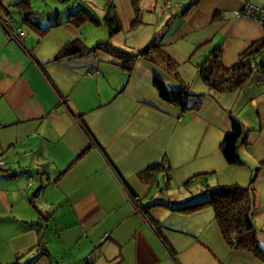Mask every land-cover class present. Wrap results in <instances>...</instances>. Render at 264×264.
Segmentation results:
<instances>
[{
	"label": "crops",
	"instance_id": "obj_1",
	"mask_svg": "<svg viewBox=\"0 0 264 264\" xmlns=\"http://www.w3.org/2000/svg\"><path fill=\"white\" fill-rule=\"evenodd\" d=\"M17 1L0 0V18L24 30L19 44L0 24V264H264L227 244L211 205L180 207L207 198V187L253 179V217L264 214V77L216 92L196 68L215 46L229 66L262 38L259 22L232 10L264 0H137L140 13L128 0L136 23L126 47L67 13L36 17L59 23L33 28ZM83 2L92 7L72 0L68 11ZM74 39L128 51L159 40L179 78L144 58L127 71L100 50L57 57ZM155 76L202 93L200 103L182 110L163 99ZM231 117L244 128L239 164L220 148Z\"/></svg>",
	"mask_w": 264,
	"mask_h": 264
},
{
	"label": "trees",
	"instance_id": "obj_2",
	"mask_svg": "<svg viewBox=\"0 0 264 264\" xmlns=\"http://www.w3.org/2000/svg\"><path fill=\"white\" fill-rule=\"evenodd\" d=\"M132 3L136 8L137 0H132ZM16 4L19 6L23 21L33 28L45 30L48 26L59 23V21H53L48 26H41L35 16L36 12L30 8L29 0H18ZM60 12V10H57L55 16L59 15ZM67 21L78 24L84 21L103 24L107 27L110 36L122 29L120 18L111 0H105V12L102 17H99L88 3L83 2L77 5L74 11H67ZM134 23H136V17L131 20V24ZM96 50L115 57L127 71L133 68L137 58H144L179 78L178 63L164 51L163 44L159 40H153L135 51H128L107 40L98 41L92 46H84L79 39H74L59 50L57 57L83 54ZM221 51L219 46L213 47L206 57L196 65L199 78L208 86L209 90L216 92L233 91L241 86L251 74H256L259 79H263L264 35L241 52L237 61L232 65L227 66L223 63ZM253 66H256V69ZM153 83L163 99L177 104L182 110L196 108L203 96L202 93L190 91L183 84L177 89H169L156 76L153 78ZM243 131L242 123L231 117V129L225 133L220 144L223 156L229 164L241 163L238 143ZM252 181L253 179L249 180L246 185L228 183L207 187L204 189V192L208 195L207 198L180 207L192 206L198 208L205 204L211 205L215 220L227 244L233 249L251 251L264 262V245L260 243L257 236L258 229L253 217L255 190Z\"/></svg>",
	"mask_w": 264,
	"mask_h": 264
},
{
	"label": "rangeland",
	"instance_id": "obj_3",
	"mask_svg": "<svg viewBox=\"0 0 264 264\" xmlns=\"http://www.w3.org/2000/svg\"><path fill=\"white\" fill-rule=\"evenodd\" d=\"M49 0H46V2H44V0H40V6H35L33 11L36 12L35 16L38 17V18H43V19H48V15H51V17L54 19L55 18V14L57 12V10H60L61 11V15H65V13H67L68 11V8H70L71 4H72V0H67V1H63V0H50L49 4L48 3ZM92 1V7L95 11V13L99 16V17H102L104 15V7H105V1L103 0H91ZM116 1V0H115ZM114 2L115 4V9L117 11V14L119 16V18L121 19V24H122V29L121 31L117 32V38L119 39V45H122L123 47H126L127 44H126V41H127V38L128 40L132 38L131 36V29H128L130 27H132L130 25L131 23V20L133 19V16H131V18H127V14L128 12L130 11L131 12V7H130V2L127 0V4L125 3V0H119V4H116L117 2ZM138 5H139V9H138V12L140 13V7L143 9V6L141 4H139V2L137 1ZM48 5V6H47ZM119 7H118V6ZM52 6V7H51ZM51 8L53 10H51ZM158 10V8H157ZM147 14V11L144 10ZM137 12V13H138ZM158 12V11H157ZM79 25H81V27L84 28V26H90V27H93L97 30H102V33L104 32V34H108V29L105 25L103 24H95L91 21H87L86 25H82V23H79ZM89 27V28H90ZM85 29V28H84ZM117 43V42H116ZM191 60L192 59H197V55L196 54H191ZM187 66V65H186ZM179 68V67H178ZM179 70V69H178ZM191 71L189 72L188 71V74H190ZM261 202L263 203H260V205L264 206V192L262 191L261 192ZM264 217V214H256L255 215V223H256V226L257 228L262 231L263 230V233H264V220L262 219ZM262 229V230H261ZM259 232V231H258ZM260 238L262 241H264V236L260 233L259 234ZM263 244V243H261ZM89 256H85V260L87 261V258ZM61 263H64V262H61ZM60 264V263H58ZM64 264H67V263H64Z\"/></svg>",
	"mask_w": 264,
	"mask_h": 264
},
{
	"label": "built area",
	"instance_id": "obj_4",
	"mask_svg": "<svg viewBox=\"0 0 264 264\" xmlns=\"http://www.w3.org/2000/svg\"><path fill=\"white\" fill-rule=\"evenodd\" d=\"M232 14L233 16L238 18H247L259 22L264 31V3L259 5V4H254L250 1H245L240 7L233 9ZM10 22H11V17L9 16L5 17V19L0 18V24L7 32L9 38L17 41L19 44H22L20 41V37L24 33V30L21 27H16V28L10 27L9 25ZM253 68L256 69V66H253ZM2 163L3 161L0 159V166ZM31 181L32 179L29 177L28 184H30ZM143 217L145 219H148L144 214ZM148 225L151 230L153 231L156 230V226L152 222L148 221ZM60 264H64V263H60Z\"/></svg>",
	"mask_w": 264,
	"mask_h": 264
},
{
	"label": "water",
	"instance_id": "obj_5",
	"mask_svg": "<svg viewBox=\"0 0 264 264\" xmlns=\"http://www.w3.org/2000/svg\"><path fill=\"white\" fill-rule=\"evenodd\" d=\"M40 185H37L36 188L34 189L33 193H36Z\"/></svg>",
	"mask_w": 264,
	"mask_h": 264
}]
</instances>
